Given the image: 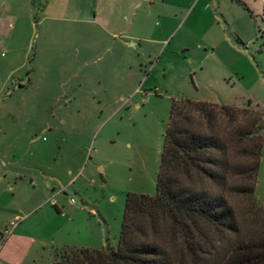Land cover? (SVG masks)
Segmentation results:
<instances>
[{"label": "rangeland", "instance_id": "obj_1", "mask_svg": "<svg viewBox=\"0 0 264 264\" xmlns=\"http://www.w3.org/2000/svg\"><path fill=\"white\" fill-rule=\"evenodd\" d=\"M47 3L0 0V264H50L54 248L101 239L116 249L127 193L155 194L173 100L249 101L264 121V35L238 52H165L113 87L115 60L90 63L88 27ZM261 136L264 207V124ZM235 205L251 221L250 202Z\"/></svg>", "mask_w": 264, "mask_h": 264}, {"label": "trees", "instance_id": "obj_2", "mask_svg": "<svg viewBox=\"0 0 264 264\" xmlns=\"http://www.w3.org/2000/svg\"><path fill=\"white\" fill-rule=\"evenodd\" d=\"M263 124L249 101L173 100L155 194L127 193L116 249L66 245L52 250L53 264H264L254 196ZM237 197L250 202L251 221Z\"/></svg>", "mask_w": 264, "mask_h": 264}, {"label": "crops", "instance_id": "obj_3", "mask_svg": "<svg viewBox=\"0 0 264 264\" xmlns=\"http://www.w3.org/2000/svg\"><path fill=\"white\" fill-rule=\"evenodd\" d=\"M239 1L244 6L235 0H48L44 9L51 5L57 18L88 27V60L98 64L113 58L116 87L125 76L157 64L165 52L213 55L222 45L238 52L257 34L263 37L264 0ZM93 99L102 101L97 94ZM55 208L60 211L57 203ZM98 242L89 247L104 248L103 240ZM50 260L53 264L52 255Z\"/></svg>", "mask_w": 264, "mask_h": 264}, {"label": "built area", "instance_id": "obj_4", "mask_svg": "<svg viewBox=\"0 0 264 264\" xmlns=\"http://www.w3.org/2000/svg\"><path fill=\"white\" fill-rule=\"evenodd\" d=\"M70 202H72V203H74V201L71 199V201ZM19 221V219L18 218H15L12 222H10V224H9V228L8 229H6L5 231H4V234L7 236V235H9L10 234V232L17 226V222Z\"/></svg>", "mask_w": 264, "mask_h": 264}]
</instances>
